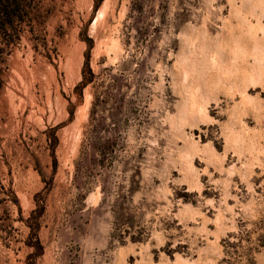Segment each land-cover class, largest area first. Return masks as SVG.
Returning <instances> with one entry per match:
<instances>
[{
    "label": "rangeland",
    "instance_id": "374dc122",
    "mask_svg": "<svg viewBox=\"0 0 264 264\" xmlns=\"http://www.w3.org/2000/svg\"><path fill=\"white\" fill-rule=\"evenodd\" d=\"M0 264H264V0H0Z\"/></svg>",
    "mask_w": 264,
    "mask_h": 264
},
{
    "label": "bare ground",
    "instance_id": "6f19581e",
    "mask_svg": "<svg viewBox=\"0 0 264 264\" xmlns=\"http://www.w3.org/2000/svg\"><path fill=\"white\" fill-rule=\"evenodd\" d=\"M123 15L120 14L118 16V20L122 19ZM115 28V27H114ZM114 30L113 29H107V36H106V41L105 43L103 42V46L105 47V49L107 50L106 52L108 53V51H113L114 53V50L116 49V51L118 50V42H117V39L115 38V35H114ZM119 41V40H118ZM120 51V50H119ZM109 52V53H110ZM112 53V52H111ZM112 53V54H113ZM118 53V52H117ZM117 53H115L117 55ZM109 55V54H108ZM197 119H204V118H207L208 117V112L206 110V108H200L198 109L197 111Z\"/></svg>",
    "mask_w": 264,
    "mask_h": 264
}]
</instances>
